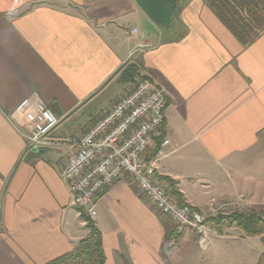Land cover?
<instances>
[{"label":"crops","instance_id":"1","mask_svg":"<svg viewBox=\"0 0 264 264\" xmlns=\"http://www.w3.org/2000/svg\"><path fill=\"white\" fill-rule=\"evenodd\" d=\"M260 1L262 27L243 46L207 0H178L169 29L135 0H0V264H47L87 235L60 176L70 153L62 141L85 134L143 76L166 100L169 145L156 172L166 189L168 178L183 204L200 212L212 202L264 207ZM140 43L150 46L135 53ZM130 65L137 76L124 82L120 73ZM34 93L59 119L51 147H30L22 118L11 117ZM96 212L104 264H167L162 254L174 224L132 182L103 191ZM183 234L193 235L183 231L174 246ZM221 243L213 238L209 256L230 264L231 249Z\"/></svg>","mask_w":264,"mask_h":264},{"label":"built area","instance_id":"2","mask_svg":"<svg viewBox=\"0 0 264 264\" xmlns=\"http://www.w3.org/2000/svg\"><path fill=\"white\" fill-rule=\"evenodd\" d=\"M136 30L127 33V39ZM140 43L135 53L149 47ZM164 92L149 80H140L134 89L110 108L103 110L93 126L79 138H67L70 153L60 176L67 186L71 205L92 220L96 217L98 196L114 183L127 179L137 194L149 200L156 211L174 224V236L165 248H172L179 235L189 230L200 250L206 251L216 230L206 221L238 203H210L205 212L177 203V199L156 177L159 163L166 157L169 140L164 134ZM22 118L20 135L30 147L47 148L56 144L53 133L59 119L34 93L22 100L12 118ZM150 152H153L152 154ZM240 201V200H239Z\"/></svg>","mask_w":264,"mask_h":264},{"label":"trees","instance_id":"3","mask_svg":"<svg viewBox=\"0 0 264 264\" xmlns=\"http://www.w3.org/2000/svg\"><path fill=\"white\" fill-rule=\"evenodd\" d=\"M218 18L228 28L235 39L243 46L247 45L257 34V29L262 27V5L260 0H207ZM178 4V2H177ZM137 68L130 65L120 73V79L124 82H132L137 76ZM140 80H149L140 77ZM150 81V80H149ZM262 134H260L261 136ZM165 181L170 185L169 193L177 199L182 206L181 195L173 189L175 183L168 178ZM84 220L87 235L69 253L64 254L47 264H104L105 256L102 248V235L93 222L81 214ZM221 234L226 230L238 229L245 237H259L264 235V207L236 211L227 215H219L206 221ZM164 260L166 257L162 254ZM124 264H129L124 261ZM257 264H264L262 253Z\"/></svg>","mask_w":264,"mask_h":264},{"label":"rangeland","instance_id":"4","mask_svg":"<svg viewBox=\"0 0 264 264\" xmlns=\"http://www.w3.org/2000/svg\"><path fill=\"white\" fill-rule=\"evenodd\" d=\"M240 207H234L232 212L242 211ZM230 213V212H229ZM225 210L220 215L229 214ZM219 216V215H218ZM189 230H185V234ZM184 235V234H183ZM187 238L186 235H184ZM222 242V245H229V255H233L229 258L230 264H257L259 256L264 253V235L259 237H245L238 229L226 230L223 233L217 235ZM177 241V239H176ZM175 241V242H176ZM167 244V243H166ZM175 248H165V262L167 264H220V258L215 259L209 256V249L202 251L196 244L195 237L190 235L185 239L183 245H175ZM216 250L219 246L216 245ZM219 254V251L217 250ZM231 257V256H230ZM232 261V262H231Z\"/></svg>","mask_w":264,"mask_h":264},{"label":"water","instance_id":"5","mask_svg":"<svg viewBox=\"0 0 264 264\" xmlns=\"http://www.w3.org/2000/svg\"><path fill=\"white\" fill-rule=\"evenodd\" d=\"M139 9L156 26L169 29L177 15L178 0H135Z\"/></svg>","mask_w":264,"mask_h":264}]
</instances>
